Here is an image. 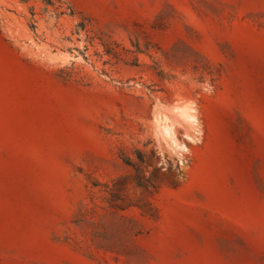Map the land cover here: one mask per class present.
Wrapping results in <instances>:
<instances>
[{
	"label": "rangeland",
	"instance_id": "1",
	"mask_svg": "<svg viewBox=\"0 0 264 264\" xmlns=\"http://www.w3.org/2000/svg\"><path fill=\"white\" fill-rule=\"evenodd\" d=\"M0 264H264V0H0Z\"/></svg>",
	"mask_w": 264,
	"mask_h": 264
},
{
	"label": "clouds",
	"instance_id": "2",
	"mask_svg": "<svg viewBox=\"0 0 264 264\" xmlns=\"http://www.w3.org/2000/svg\"><path fill=\"white\" fill-rule=\"evenodd\" d=\"M181 79L188 81L190 85H194L207 95H212L215 91L208 79L202 83L192 81L187 75L182 76ZM162 107L167 114L158 111L155 107L153 109L150 138L157 144V148L154 149L160 158L157 167L167 172L171 166L175 171L178 164L183 168L186 162L185 157L191 155L188 144L195 146L203 141V125L200 119L198 98L177 96L172 104L162 105ZM178 129L183 132L182 137L178 134Z\"/></svg>",
	"mask_w": 264,
	"mask_h": 264
},
{
	"label": "bare ground",
	"instance_id": "3",
	"mask_svg": "<svg viewBox=\"0 0 264 264\" xmlns=\"http://www.w3.org/2000/svg\"><path fill=\"white\" fill-rule=\"evenodd\" d=\"M164 114H166V113H164Z\"/></svg>",
	"mask_w": 264,
	"mask_h": 264
}]
</instances>
